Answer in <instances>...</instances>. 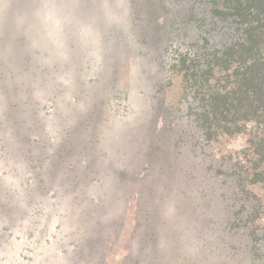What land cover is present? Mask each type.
<instances>
[{"label": "trees", "instance_id": "obj_1", "mask_svg": "<svg viewBox=\"0 0 264 264\" xmlns=\"http://www.w3.org/2000/svg\"><path fill=\"white\" fill-rule=\"evenodd\" d=\"M124 2L131 21L136 25L146 14L157 35L150 42L156 55L138 54L149 68L148 85L137 93L131 84L110 88L100 79L102 67L81 69L69 94L54 95L59 104L47 101L34 109L48 123L41 132L55 146L51 158L73 180L90 185L106 179L113 189L140 186L138 194L119 198L143 205L135 213L144 255L138 263L152 255L168 256L169 264H264V0ZM124 54L122 63L136 64L134 52ZM175 81L177 98L167 105ZM144 124L152 135L135 137ZM231 139H241V147L225 149L223 142ZM186 145L194 167L181 162L180 176L196 186L199 198L177 189L168 195L148 189L152 161L167 163L171 174L172 156L178 159ZM202 175L216 188L204 191ZM183 198L182 209L173 213ZM96 202L104 203L102 197ZM216 206H224L222 224ZM171 217L184 223L175 229ZM192 218L203 223L193 226ZM164 248L168 253L159 254Z\"/></svg>", "mask_w": 264, "mask_h": 264}, {"label": "rangeland", "instance_id": "obj_2", "mask_svg": "<svg viewBox=\"0 0 264 264\" xmlns=\"http://www.w3.org/2000/svg\"><path fill=\"white\" fill-rule=\"evenodd\" d=\"M150 24L142 13L135 25L124 0H0V264H169L168 256L164 260L152 255L147 256L149 262L138 263L144 255L135 213L143 205L136 198L126 204L119 198L138 194L140 186L113 189L106 179L96 183L94 179L90 185L80 177L73 180L51 158L55 146L50 147L41 132V126L48 123L34 114L47 101L59 104L54 95L69 94L72 77L80 78V70L88 65L90 71L100 67L106 71L100 79L110 88L119 84L134 85L135 92L146 88L149 68L141 65L138 54L153 50L150 42L157 35ZM130 52L135 53V65L122 63L124 53ZM150 54L156 55V51ZM71 70L75 74L70 75ZM177 94L175 81L166 104L174 103ZM151 131L144 124L133 134L142 137ZM26 137L39 143L26 142ZM241 145V139L223 142L228 150ZM191 150L186 145L178 159L172 156L175 172L171 174L167 163L151 160L154 170L146 187L166 195L177 189L192 199L199 198L196 186L179 171L181 162H190V170L194 167ZM201 178L204 191L208 186L216 188L207 175ZM101 197L104 203L98 205ZM178 202L173 213L176 207L182 209L185 198ZM216 207L222 224L224 206ZM187 210L191 212L189 207ZM176 219H169L175 229L185 218ZM189 222L193 226L203 223L193 218ZM153 227L160 234V225ZM172 245L179 249L175 240ZM166 253V248L159 250V254Z\"/></svg>", "mask_w": 264, "mask_h": 264}]
</instances>
